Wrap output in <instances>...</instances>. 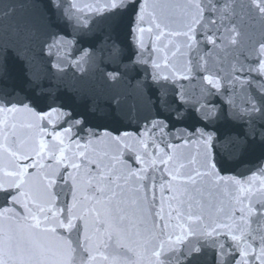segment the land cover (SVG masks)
Masks as SVG:
<instances>
[{"label":"snow or ice","instance_id":"6c2138e0","mask_svg":"<svg viewBox=\"0 0 264 264\" xmlns=\"http://www.w3.org/2000/svg\"><path fill=\"white\" fill-rule=\"evenodd\" d=\"M137 3L138 0H131V3L125 6L124 0H110L102 9L97 10L115 14L121 10L127 11L128 7H131L143 23L149 5L145 2L137 8L135 6ZM151 7L154 29L150 27L147 31H158L160 33L156 37L158 41L164 36L175 39H169L164 45L165 52H171V58L167 55L164 57V68L168 69L171 66L169 74L161 76L159 71L161 65L153 64L152 81L156 85V92L152 94L155 98L153 99L150 95L148 102L154 109L155 119L150 122V129L148 124L145 125V131L149 135L157 128L168 127L166 121L171 119L173 112L179 116L181 108H195L194 104H189L182 90L170 97L166 84L161 81L166 82L170 78L174 80L177 72L185 73L181 79H191L193 73H198L201 69L209 72L207 57L199 55L200 46L203 44L212 45L213 48H228L238 45L237 29L235 26L228 27V23L231 22L232 17L247 13L258 14L264 20V0H248L247 3L233 0L222 8H218L214 0H207V3L205 0H186L184 4L164 3L154 4ZM25 8L30 9V12L21 11ZM157 8L179 9V15L157 16L155 14ZM217 11L227 15L222 14L218 19H209L205 15L206 12L214 15ZM65 16L71 18L70 10L65 9L61 12L55 0H0V24L10 18L11 23L8 27L15 31L21 40H30L36 31L37 20L41 21L43 34L41 49L46 51L48 56H51L53 48L67 43L55 19L56 17L63 19ZM144 31V28H139L141 34ZM176 40L180 42L177 43ZM141 43H143L142 40ZM259 51L264 54V43L260 45ZM94 55L88 49H83L82 56L76 63L79 64L85 57L93 58ZM107 55L113 60L118 59L121 56V50L113 45L107 50ZM100 56L103 58V51ZM13 57L20 59L19 49L0 46V75L8 71L9 60ZM51 67L57 71L61 70L56 63H53ZM232 70L234 73L245 72L243 64L239 69L233 65ZM27 71L31 72V68H27ZM247 72L264 74V59H260L258 67H248ZM112 78L115 79V75ZM202 79L218 90L221 88L218 74L213 75L209 72ZM234 79L239 78L234 77ZM148 87L151 88V85ZM55 103L53 100L48 105V112H37L32 107L31 101L19 105L4 101L3 105H0V112L14 113L23 109L34 119L50 121V114L57 111V108L52 106ZM250 103V109L246 110L248 115L256 112L264 113V86L258 98H252ZM196 111L207 127L219 119L222 109H216L213 112L201 107ZM231 116L233 119L243 118L236 112H232ZM200 122L201 120L198 119L197 124ZM75 123L79 124L81 121ZM7 127L5 124L4 132H7ZM36 127L39 129L38 134L41 139L39 141L33 139L30 146L28 141H18L14 133H0L3 136L0 142V196L4 197L6 203L19 204L23 208V213L19 215L9 211V216L14 219H11L6 226L0 225V264H76L78 250L89 254L87 260H82L81 264H94L97 256L91 255L93 250L98 256H102L107 264H122L120 258L124 252L119 239H117L116 248L112 249L113 255L109 257L101 251V249L108 250L103 237L106 236L108 240L113 239V236L119 238L130 228H135L137 234H140L141 227L148 232V238L144 240V244L146 247L149 244L152 245L151 255L155 258V264H165L161 260L165 254L173 257L168 264H201V257L205 256L206 251H210V256L204 264H264V226L261 227L259 237L254 235L248 227L253 215L264 218V192L257 194L258 200L254 206L251 187L246 188L243 181L234 177H224L219 174L215 161L214 143V140L219 139L217 132H205L201 127L193 126L184 143L188 144L193 138L198 137L195 143L204 150L200 167L207 171L196 175L212 178L211 182L214 185L224 184L228 189L226 194L229 196L234 193L235 203L240 205L238 218L234 207L232 211H229L221 204V207L215 208L213 212L211 204L205 206L203 203H196L194 193L199 194L200 190L180 187L185 183L195 185L196 180L192 176L182 175L180 169L169 172L168 182L160 184L161 193H173L169 197L167 216L162 214L163 207L158 212H152L156 204L155 173L161 169L167 170L166 166L173 159L182 158L179 148L175 145L168 144L161 147L155 140L138 141L144 145L140 154L135 156L141 167L136 171L130 170L127 178H117L123 179L127 188L125 191L116 184V187L120 189L117 192L111 187L113 183L111 174L107 176L101 174L98 179L92 175L89 166L96 161L88 160L87 152L79 151L81 147L79 143L76 145L77 152L71 156L68 155L64 137L69 135L71 127L64 129L63 133L59 131L49 133L43 127L38 125ZM249 134L255 139L256 130L251 126L247 133L227 137L228 143L237 149L244 150L248 146ZM48 135L52 136V143L43 139ZM138 135L143 137L145 133L141 132ZM260 136L261 141L264 142V131L260 132ZM127 137L128 133L125 132L114 139L119 143L122 138ZM149 144L152 145L151 155L156 156L155 159H151L147 151ZM169 149L174 155H169L165 160L163 156L167 155ZM158 152L160 155L157 156ZM62 167L65 170L70 168L72 171L64 175L61 171ZM81 168H84L89 177L86 184L80 178ZM32 169L37 171L33 173ZM163 178L161 173V179ZM255 178L256 173H253L252 179ZM69 181H71L70 184ZM129 181L132 182L133 187H127ZM57 188L60 191H57ZM86 192H91L92 195L84 194ZM150 192L151 199H149ZM69 196H71L70 201ZM160 199L163 201L164 196L161 195ZM245 199L248 200L247 205L244 204ZM172 201H176L177 207H171ZM57 205L61 207L57 209ZM229 205H232L231 199ZM129 206L133 208L131 215L128 212ZM149 216L152 218L150 229L146 227ZM60 230L66 231L68 236L67 238L56 236L62 250L57 260V252L46 241L49 235L55 236ZM90 230L95 231L97 238L95 246L89 245ZM73 233L76 234L75 240L72 239ZM81 233H83V245L80 243ZM254 243H258L259 247H255Z\"/></svg>","mask_w":264,"mask_h":264},{"label":"water","instance_id":"95a60500","mask_svg":"<svg viewBox=\"0 0 264 264\" xmlns=\"http://www.w3.org/2000/svg\"><path fill=\"white\" fill-rule=\"evenodd\" d=\"M247 3L248 0H239ZM235 26L239 36V43L236 46L224 48L221 62L219 79L221 88L216 90L214 109H222L220 117L211 124L210 132L215 131L219 134V139L215 143V161L219 174L224 177H234L244 182V186L251 187L253 205H256L258 193L264 192V142L261 141L260 132L264 131V113L256 112L248 115L252 98H258L261 88L264 86V74L257 72H247L248 67H258L260 59H264L261 54L260 45L264 43V20L258 14L247 13L241 16L232 17L228 27ZM243 64L245 72H233V65L239 69ZM238 77L239 79H234ZM244 81V83H240ZM231 101V102H230ZM232 112L240 114L242 119H233ZM256 130L255 139L251 134L248 135V146L244 150L237 149L228 143L227 137L247 133L249 127ZM207 170L205 169L204 172ZM253 173L256 178L252 179ZM210 177L204 176L201 202L205 206L211 204L214 212L215 208L221 207L229 211H236L239 217L240 205L235 203L234 193L227 195L228 189L224 184L214 185ZM232 205H229V200ZM248 204V200H244ZM260 210L257 208V212ZM264 226V218L260 215H253L248 227L254 235L259 237L261 227ZM251 242V241H250ZM259 247L258 243H254ZM210 251H206L205 256L201 257V264Z\"/></svg>","mask_w":264,"mask_h":264}]
</instances>
